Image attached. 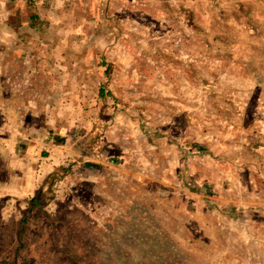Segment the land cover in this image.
Returning a JSON list of instances; mask_svg holds the SVG:
<instances>
[{"label":"rangeland","instance_id":"1","mask_svg":"<svg viewBox=\"0 0 264 264\" xmlns=\"http://www.w3.org/2000/svg\"><path fill=\"white\" fill-rule=\"evenodd\" d=\"M264 0H0V264H264Z\"/></svg>","mask_w":264,"mask_h":264},{"label":"built area","instance_id":"2","mask_svg":"<svg viewBox=\"0 0 264 264\" xmlns=\"http://www.w3.org/2000/svg\"><path fill=\"white\" fill-rule=\"evenodd\" d=\"M258 133L260 134V136L258 139L257 158L255 161L258 166V169H256V171L257 177L259 178V180L261 179L264 184V126Z\"/></svg>","mask_w":264,"mask_h":264}]
</instances>
